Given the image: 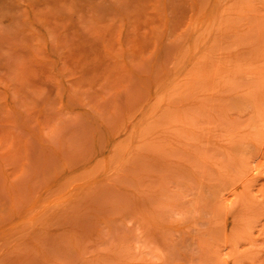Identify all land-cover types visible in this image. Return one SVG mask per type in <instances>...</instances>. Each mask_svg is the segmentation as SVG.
Segmentation results:
<instances>
[{
    "label": "rangeland",
    "instance_id": "374dc122",
    "mask_svg": "<svg viewBox=\"0 0 264 264\" xmlns=\"http://www.w3.org/2000/svg\"><path fill=\"white\" fill-rule=\"evenodd\" d=\"M0 264H264V0H0Z\"/></svg>",
    "mask_w": 264,
    "mask_h": 264
},
{
    "label": "bare ground",
    "instance_id": "6f19581e",
    "mask_svg": "<svg viewBox=\"0 0 264 264\" xmlns=\"http://www.w3.org/2000/svg\"><path fill=\"white\" fill-rule=\"evenodd\" d=\"M254 168H256V166H254ZM250 171V170H249ZM252 171H253V169H252ZM251 172V171H250ZM252 173V172H251ZM249 174V173H248Z\"/></svg>",
    "mask_w": 264,
    "mask_h": 264
}]
</instances>
